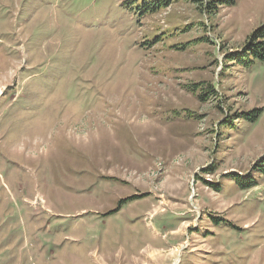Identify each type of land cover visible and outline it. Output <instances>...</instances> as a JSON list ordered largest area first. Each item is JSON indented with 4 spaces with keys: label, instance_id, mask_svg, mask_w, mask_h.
<instances>
[{
    "label": "rangeland",
    "instance_id": "obj_1",
    "mask_svg": "<svg viewBox=\"0 0 264 264\" xmlns=\"http://www.w3.org/2000/svg\"><path fill=\"white\" fill-rule=\"evenodd\" d=\"M204 1L0 0V264H264V0Z\"/></svg>",
    "mask_w": 264,
    "mask_h": 264
},
{
    "label": "trees",
    "instance_id": "obj_2",
    "mask_svg": "<svg viewBox=\"0 0 264 264\" xmlns=\"http://www.w3.org/2000/svg\"><path fill=\"white\" fill-rule=\"evenodd\" d=\"M175 0H144L145 13L147 14H157L162 8H167ZM195 4L206 5L204 12H208L212 15L218 9L214 1H204V0H191ZM229 59L236 60L237 62L244 63L245 59L248 60L249 64L254 62V59L264 60V25L258 28L244 44L243 50L238 53H233L229 56ZM204 99V96L202 97ZM253 172L264 175V157L258 161L254 167ZM233 179L238 181L239 187L251 188L256 186L257 179H255L252 173H249L247 178L242 179L240 174H228ZM216 187V186H215ZM217 188V187H216Z\"/></svg>",
    "mask_w": 264,
    "mask_h": 264
}]
</instances>
